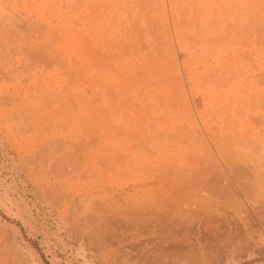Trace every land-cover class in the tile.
Wrapping results in <instances>:
<instances>
[{
    "label": "rangeland",
    "instance_id": "rangeland-1",
    "mask_svg": "<svg viewBox=\"0 0 264 264\" xmlns=\"http://www.w3.org/2000/svg\"><path fill=\"white\" fill-rule=\"evenodd\" d=\"M0 253L264 264V0H0Z\"/></svg>",
    "mask_w": 264,
    "mask_h": 264
},
{
    "label": "bare ground",
    "instance_id": "bare-ground-1",
    "mask_svg": "<svg viewBox=\"0 0 264 264\" xmlns=\"http://www.w3.org/2000/svg\"><path fill=\"white\" fill-rule=\"evenodd\" d=\"M209 51H210V50H209ZM216 72H217V71H216ZM217 74H218V76H220L219 73H217ZM220 74H222V73H220ZM218 76H217V77H218ZM215 77H216V76H215ZM216 82H217V81H216ZM214 84H215V83H214ZM216 85H217V84H216ZM147 126H148V124H147ZM152 126H153V125H152ZM149 127H151V126H149ZM151 129L153 130V128H151ZM143 132H144V130H143ZM152 132H153V131H152ZM142 136H143V135H142ZM146 138H147V137H146ZM212 141H213V140H212ZM214 141H215V140H214ZM146 144H147V143H146ZM149 146H150V145H149ZM149 146H148V147H149ZM0 254H1V253H0ZM0 257H1V255H0ZM4 257H5V256H4ZM0 259H1V258H0ZM1 261H2V259H1ZM1 261H0V262H1ZM2 262H3V261H2Z\"/></svg>",
    "mask_w": 264,
    "mask_h": 264
}]
</instances>
